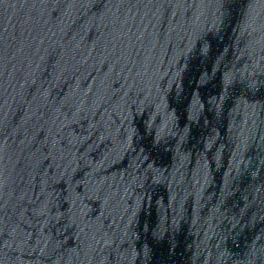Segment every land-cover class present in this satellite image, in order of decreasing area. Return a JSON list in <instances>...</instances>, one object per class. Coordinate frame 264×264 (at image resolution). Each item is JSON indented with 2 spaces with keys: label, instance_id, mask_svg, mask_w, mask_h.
Wrapping results in <instances>:
<instances>
[{
  "label": "water",
  "instance_id": "1",
  "mask_svg": "<svg viewBox=\"0 0 264 264\" xmlns=\"http://www.w3.org/2000/svg\"><path fill=\"white\" fill-rule=\"evenodd\" d=\"M0 264H264V0H0Z\"/></svg>",
  "mask_w": 264,
  "mask_h": 264
}]
</instances>
